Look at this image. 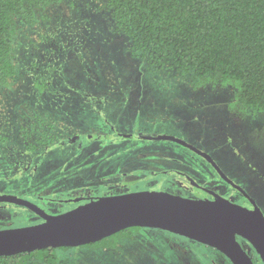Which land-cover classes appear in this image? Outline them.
<instances>
[{
    "label": "rangeland",
    "instance_id": "1",
    "mask_svg": "<svg viewBox=\"0 0 264 264\" xmlns=\"http://www.w3.org/2000/svg\"><path fill=\"white\" fill-rule=\"evenodd\" d=\"M52 6L44 22L49 24L18 30L12 44L16 75L0 86V135L6 138L0 139V195L35 202L49 214L71 208L36 196L47 191L64 199L58 188H71L69 179L94 180L97 169L98 175L104 174L108 165L98 162L102 155L98 151L136 154V148L126 150L132 147L127 142L120 147L112 144L118 139L113 126L133 127L154 135H174L205 150L264 216L263 113L235 120L228 113L229 90L217 85L193 93L175 75L146 68L130 56L128 40L114 31L109 14L99 9V0H64L63 5ZM49 118L55 120L56 140L34 154L22 150L19 132L26 127L50 131ZM80 131H101V140L87 141ZM147 145L170 150L177 157L172 164L200 184L212 178L211 168L189 150L169 142ZM160 156L166 158L151 155L148 160L157 162ZM117 161L123 163L120 156L111 159ZM71 165L74 170L69 171ZM83 165L94 167L85 171ZM175 182L184 186L183 180ZM224 187L228 194L239 196ZM0 211L10 220L4 225L6 221L0 219L2 227L22 228L37 222L22 206L0 203ZM56 255L57 264H218L220 259L209 247L152 228H139L115 249L80 246L57 249Z\"/></svg>",
    "mask_w": 264,
    "mask_h": 264
},
{
    "label": "trees",
    "instance_id": "2",
    "mask_svg": "<svg viewBox=\"0 0 264 264\" xmlns=\"http://www.w3.org/2000/svg\"><path fill=\"white\" fill-rule=\"evenodd\" d=\"M99 1L114 31L128 40L130 56L146 68L175 75L193 93L217 85L229 90L227 108L235 120L264 114V0ZM52 5L53 0H0V86L16 75L12 44L18 30L49 24L44 22ZM138 229L81 247L115 249ZM56 250L0 256V264H57Z\"/></svg>",
    "mask_w": 264,
    "mask_h": 264
},
{
    "label": "water",
    "instance_id": "3",
    "mask_svg": "<svg viewBox=\"0 0 264 264\" xmlns=\"http://www.w3.org/2000/svg\"><path fill=\"white\" fill-rule=\"evenodd\" d=\"M175 140L197 150L222 178L243 191L223 175L206 153ZM0 202L26 207L43 220L28 227L0 230L1 257L85 246L119 231L141 227L166 231L214 248L232 264H253L236 241L239 236L248 241L264 264V216L255 204L247 209L221 197L195 200L164 191H147L101 197L73 210L49 215L25 199L0 195Z\"/></svg>",
    "mask_w": 264,
    "mask_h": 264
},
{
    "label": "flooded vegetation",
    "instance_id": "4",
    "mask_svg": "<svg viewBox=\"0 0 264 264\" xmlns=\"http://www.w3.org/2000/svg\"><path fill=\"white\" fill-rule=\"evenodd\" d=\"M46 123H48L47 125L50 128V131L48 130L47 131L41 130L40 132L39 130L30 131V127L28 128L26 127L24 131L19 132L18 138L22 141V143H24V149L22 150H24L27 153L34 154L37 152L36 150L43 149L44 147L48 146V144H51L56 140L54 134L57 132L53 127V125L55 124V120L49 118V120H47ZM74 125H76L75 129L77 130L78 127L77 124ZM130 128L132 130H125L122 128L118 129L116 128V126H113L112 132L118 139L113 141L114 143L112 144L120 147L122 146L121 144L127 142L132 147H128L126 148V150L136 148L135 150L137 151L136 154H134V151H121V153H119L120 151L118 153H112L113 151H98L99 154L100 153L102 154L100 155L98 162L104 160V163L108 165V169L104 174L98 175V169H97L96 170L97 177L94 180L82 179L80 183H75L73 180L69 179L68 181L71 182V188H66L64 186L58 188L59 190L60 189L62 190L61 191L62 194L65 193L64 195L66 197L64 199L53 197L52 195L48 194L47 191L36 196L37 200L53 203L52 205L71 206V208L63 211H56L52 214H49L45 209L43 210L41 207H39V205L36 204L35 202H31V201L29 202L37 205L39 208H41L44 212H46L49 215H58L66 211L73 210L81 205L87 204L89 203L90 200H95L101 197L119 196L127 193H136V192L164 191L170 194L178 195L188 199H195V200H214L217 197H221L230 201L233 204L239 205L241 207H245L247 209H252L254 204L256 205L255 201L251 197H249L238 184H236L228 176H226L225 173L220 168L219 169L221 170L223 175L226 176L229 180H231L234 183V185L239 186L243 191L237 189L226 179L222 178L220 174L217 172V170L214 168V166L206 158H204L198 152H196L197 150L192 149L191 147L186 146L184 144L182 145L179 142H177L175 139L184 141L185 143L206 153L212 159V157L205 150L200 149L194 146L193 144H191L190 142H188L187 140L174 135H166V134L154 135V134L146 133L143 130L142 131L141 130L139 131L138 129L134 130L135 128L133 127ZM64 130H66V127H64ZM69 135H71V133ZM80 136L81 137L84 136V139L87 141H93L95 139H98V141H100L101 131L93 132V133L89 131H82V132L80 131ZM167 137H173L175 139H171ZM74 138L77 139L78 137H74ZM0 139L6 140V138L2 137L1 135H0ZM38 140H43L44 143H39ZM156 141L169 142L171 144L178 145L182 148L189 150L190 152L195 154L198 158L203 160L211 168V170L213 171V172L211 171L212 178L208 179L204 183V185L200 184L190 174H188L184 170H181L175 164H172L175 162L177 157L174 156L170 150H165L157 147H150L147 145V143H156ZM28 145H33V148L31 149L28 148ZM19 152H23V151H19ZM105 153L108 154L104 155ZM3 154L5 153L3 152ZM151 155L153 156L162 155L166 158L162 159L161 156L156 157V159L158 158L157 159L158 161L151 162V160H148L151 157ZM114 156H120L122 158L123 163H120L118 161L116 163H111V159H113ZM163 161L165 162V164L163 163ZM166 162H168V164ZM89 167H94V166H89ZM89 167L86 168V166L83 165L81 168H83V170L85 171H89L90 169ZM72 170H74V168L71 165L69 171ZM177 178L183 180L184 186H182V184L180 183L178 184L175 182ZM99 185H102L103 190L98 191ZM224 186L236 192L239 196L236 197L233 196L232 194H228L227 191L225 192ZM0 203H4V202H0ZM4 204H8V203H4ZM28 210L31 211L30 209ZM49 210H53V208L49 207ZM31 213L35 216V220L37 221L35 224H38L43 221L42 218H40L34 212L31 211ZM0 217L2 221L4 222L6 221L4 225H8L10 223V220H8L9 218H7L8 216H4L3 211H0ZM8 228L9 227L6 226L2 227L0 223V230L8 229ZM132 237L133 235L130 238ZM130 238H124L122 240L130 239ZM236 241L239 243L241 248L248 254L253 264H262V261L259 258L258 254L253 249V247L248 243V241H246L245 239L239 236H236ZM199 245L208 247L201 243H199ZM211 249L215 254L218 255V257H220V259L218 260V264H232L231 261L221 252L215 250L214 248Z\"/></svg>",
    "mask_w": 264,
    "mask_h": 264
},
{
    "label": "snow or ice",
    "instance_id": "5",
    "mask_svg": "<svg viewBox=\"0 0 264 264\" xmlns=\"http://www.w3.org/2000/svg\"><path fill=\"white\" fill-rule=\"evenodd\" d=\"M53 3L59 4L61 3V0H53Z\"/></svg>",
    "mask_w": 264,
    "mask_h": 264
}]
</instances>
